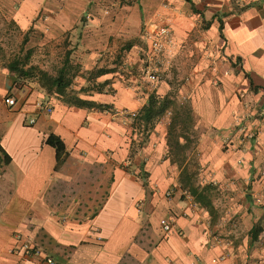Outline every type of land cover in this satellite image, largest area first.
I'll return each instance as SVG.
<instances>
[{
  "label": "crops",
  "instance_id": "crops-1",
  "mask_svg": "<svg viewBox=\"0 0 264 264\" xmlns=\"http://www.w3.org/2000/svg\"><path fill=\"white\" fill-rule=\"evenodd\" d=\"M0 8L44 41L81 31L76 49L89 73L105 70L99 59L109 49L129 61L80 79L88 105L17 87L0 69V264H254L264 255V120L256 121L264 113V0H0ZM156 21L170 26L172 65L151 87L141 83L139 53ZM175 81L179 96L169 95ZM150 94L190 120L201 178L217 182L227 197L220 209L237 229L217 232V219L183 189L188 170L171 159L169 127L137 144L132 119ZM246 117L258 135L223 150V137L235 141ZM49 136L63 145L58 158ZM161 218L172 220L170 233ZM25 239L42 252L25 256Z\"/></svg>",
  "mask_w": 264,
  "mask_h": 264
},
{
  "label": "rangeland",
  "instance_id": "rangeland-1",
  "mask_svg": "<svg viewBox=\"0 0 264 264\" xmlns=\"http://www.w3.org/2000/svg\"><path fill=\"white\" fill-rule=\"evenodd\" d=\"M84 19H88V16L86 15L81 18V25ZM80 33L81 31L76 30L75 33L68 32L60 38H52L51 40L44 41V35L34 33L31 26L28 28L20 27L16 20L10 18L8 14L0 8V69H9L8 65L15 63L17 71H11L16 78L15 85L17 87L29 86L35 88L40 90L44 95H50L52 93L58 94L56 88L49 86L46 80L47 78L57 76L59 72L62 71L65 80L69 79V85L62 98L66 101L75 100L77 97L79 98L84 88L88 89L89 87V85L86 87L81 86L82 80L80 79H84L86 76H88V79L95 78L96 75L94 72L97 70L95 69L89 73L82 69V63H80L81 54L76 49V45L81 36ZM122 53L119 49L114 50V48L103 52L99 59L100 63H102L100 68L115 70L117 67L120 70H125L129 61L127 58L123 57L124 55L121 58L119 57V54ZM139 55L144 65V57L141 50ZM170 69L171 67L168 68L161 77L165 78L164 75L166 73L171 74L169 71ZM142 77L143 71L140 72V80ZM174 79H177V77H174ZM178 85L179 82L175 81L169 90V95H178ZM92 87H95V85ZM159 98L161 99V97ZM176 102H178L177 104H179L180 107L184 106L186 103L183 99L176 100ZM168 111L170 114L166 113ZM177 112L176 110L175 113V109H173L171 104H168L167 110L155 117L152 123L146 127L139 123L138 128L135 130V132H137L135 135L138 137L137 144L141 146V144L144 143V140L150 134V132L147 133L148 130L151 131L154 127L158 126L162 128L169 127L168 133H170L171 136V150L173 152L171 155L174 157L171 159L174 161L176 167L184 165L188 170L187 173H185L187 179L190 178L192 183L195 182L198 185H206L208 181L201 178L202 172L195 156L196 133L191 128V122L187 119L186 115ZM257 135L258 132L250 139H254ZM231 136L233 137L232 133L230 137ZM180 139L182 140L180 141ZM222 140L224 142L223 150H228L229 146L226 144L225 138L223 137ZM208 184L213 187L210 193L211 201L214 199L215 204H218V207L220 206L217 210L213 208V210L209 212L210 220L217 219V232H222V230L224 232H231V230L237 229V227L234 226L236 225V220L231 217L227 218V213L220 209L221 204H225L227 201L223 200V198L226 199L227 197L220 194L217 182H210ZM165 197L167 196L165 195Z\"/></svg>",
  "mask_w": 264,
  "mask_h": 264
},
{
  "label": "built area",
  "instance_id": "built-area-1",
  "mask_svg": "<svg viewBox=\"0 0 264 264\" xmlns=\"http://www.w3.org/2000/svg\"><path fill=\"white\" fill-rule=\"evenodd\" d=\"M143 39H145V41L147 42V47L143 52L144 68L141 83L143 82L151 87H154V85L162 79V74L172 65L171 53L173 40L171 36L170 26L166 22H153L149 24L145 29ZM3 101L10 108L16 104V99L11 95L5 96ZM36 105L39 110H45L47 112H50L51 110L50 108H48V106H44L40 102L36 103ZM166 113L170 114L169 111ZM34 120V118H30L28 120L29 124L34 123ZM261 120H264V113H261L260 117L256 119V121ZM256 121H252L251 124L256 123ZM249 124L250 117L243 118L236 123L234 130L236 134V142L232 140V136H224L226 142L228 143V146L231 147V145H235V143L238 144L250 140L251 137L259 132V129ZM171 193L172 191L168 190L165 195L169 197ZM137 205L139 206L140 203H137ZM159 225L161 227V230L165 234L170 233L173 229L172 220L168 218H161L159 220ZM19 249L27 257L36 256L42 252L41 248L37 244L31 242L29 239H25ZM11 251L17 252L18 248H12ZM44 263L54 264V260L46 257L44 258ZM254 264H264V255L259 257V260L257 259Z\"/></svg>",
  "mask_w": 264,
  "mask_h": 264
},
{
  "label": "trees",
  "instance_id": "trees-1",
  "mask_svg": "<svg viewBox=\"0 0 264 264\" xmlns=\"http://www.w3.org/2000/svg\"><path fill=\"white\" fill-rule=\"evenodd\" d=\"M10 71H17L16 64L12 63L8 65ZM106 72L107 70L99 69L95 72V75H99L103 72ZM49 83V86H53L56 88V92L63 96L65 93L66 88L69 85V79L65 80L64 74L62 71L59 72V74L53 78H47L46 80ZM68 101V100H67ZM70 102L76 103L79 105L86 104L88 105L90 102H86L84 100H81L80 98H76L75 100H71ZM92 104V103H91ZM167 102H165L164 98H159L155 94H150L146 104L141 108V110L138 112V114L132 119V126L134 128H138L139 123H141L143 126H147L150 123H152L153 119L160 114H162L164 111L167 110ZM140 124V125H141ZM153 125V124H152ZM170 135V133H169ZM47 143L52 145L56 149V158H58L63 150V145L61 141L53 136H49L47 139ZM184 173H182V180H180L181 185L183 189H187L188 192L194 197V199L205 209H207L209 212L213 210L212 201H211V191L213 187L210 184H206L199 187L193 186V184H190L189 180L185 177ZM254 232V229H253Z\"/></svg>",
  "mask_w": 264,
  "mask_h": 264
}]
</instances>
